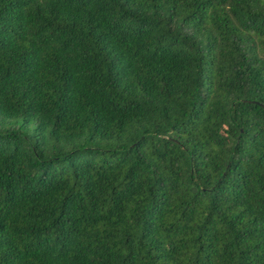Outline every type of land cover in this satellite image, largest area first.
<instances>
[{
    "label": "trees",
    "instance_id": "obj_1",
    "mask_svg": "<svg viewBox=\"0 0 264 264\" xmlns=\"http://www.w3.org/2000/svg\"><path fill=\"white\" fill-rule=\"evenodd\" d=\"M0 264H264V0H0Z\"/></svg>",
    "mask_w": 264,
    "mask_h": 264
}]
</instances>
